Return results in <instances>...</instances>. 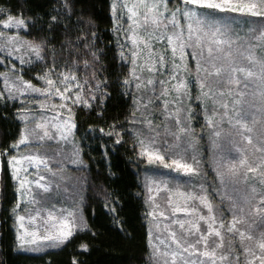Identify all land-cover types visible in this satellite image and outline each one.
I'll return each mask as SVG.
<instances>
[{
	"label": "snow or ice",
	"instance_id": "1",
	"mask_svg": "<svg viewBox=\"0 0 264 264\" xmlns=\"http://www.w3.org/2000/svg\"><path fill=\"white\" fill-rule=\"evenodd\" d=\"M61 3L63 12L56 9L55 14H48L50 27L60 23V16H68L73 8V0H58ZM126 10L129 22L125 38L131 41L129 49L130 56H126L121 45L120 56L122 60H129L131 68L128 75L123 80L124 94L132 96V112L130 121L141 123L143 128L134 129V148L138 147L139 156H146L149 162L158 161L165 163V155L159 147H155V137L159 135L153 120L149 116L153 114V108L159 110L166 122H174L175 131H172L167 123L164 131L179 141L182 134L191 132L188 125L181 123V112L185 113V119L191 118L190 107L185 108V101L191 96L189 76L195 73V84L198 87L197 99L205 105L203 108L206 125L213 129L212 136L220 137L223 131L222 124L225 118L229 125V133L238 136L240 140L251 146L254 152L260 153L255 157L254 162H250L247 152L241 148L244 154L238 161L228 160L224 167L226 171H221L217 166L216 175L223 182L227 173L236 177L243 173L242 179L247 182L249 173L255 181L250 185V196L245 197V202L254 199L257 204L249 209V212L259 214L264 222V135L258 138V143H253V128L259 122L264 125V22L249 27L245 37H241L233 29L235 21L227 16L220 17L215 12L205 10H218L221 13H242L251 17L264 18V0H178V5L169 8V0H113L111 9L114 21L120 19L117 16V9ZM82 23V22H81ZM28 27V22L22 12L12 13L10 8L0 7V52H6L7 56L16 55V59L21 65L30 62L32 59L42 61L49 54L47 45L50 41L28 40L19 35V31ZM14 32L5 31L12 30ZM121 29L118 27L116 31ZM94 33L84 32L83 29L77 34L73 50L79 55L77 63H82L87 69L91 64L98 63L100 56L97 54L96 45L93 43ZM69 44L73 42L68 41ZM162 44V48L156 47ZM27 46L28 57L21 53V49ZM82 50V52H81ZM189 57L193 60L194 66L190 67ZM90 58V59H89ZM0 60H7V57H0ZM55 67L53 60L52 67L47 68L45 73L39 76L44 81L46 87L40 88L30 80L15 71V64L11 65V70L15 73L19 85L10 84V77L7 73H0L4 77V90H0V99H17V94L40 93L45 99L49 96L58 95L61 101H71L72 104H83L90 107L89 100L96 99L94 92L99 90L101 97L107 95L103 87L104 81L96 76L93 71L92 78L96 81L95 88L89 93V98L82 95V86L76 75L70 70L59 72V81L51 78L52 68ZM60 84L62 87L57 86ZM75 84L76 93H69L70 88ZM163 98V99H161ZM211 101V106L207 102ZM158 101V102H157ZM41 109L46 105L42 100H37ZM223 109V111H218ZM57 105L53 103L52 108ZM59 107L67 110L69 115L72 109L68 104H61ZM28 109H24L21 120L25 121V128L9 146L5 148L0 156L7 157V165L10 175L17 182V191L21 196L32 195L30 185L33 183L39 189L47 192L53 182H45V174L51 177H59L63 180L65 164L60 159V150L56 149L51 155L38 151L45 148L41 143L37 151L19 155L21 147L28 148L31 140H63L66 139L65 131H70L75 127L73 120L63 119L54 115L51 121H35V128L29 130L26 126L28 120ZM137 112L140 117H137ZM219 117V119H217ZM171 118V121L169 120ZM123 127V126H122ZM36 129H40L37 132ZM55 129V132H50ZM104 131L103 128L100 129ZM109 136H115V143H119L121 136L114 126H110ZM215 142V141H214ZM235 144V140L230 141ZM167 148H179L178 143L166 145ZM67 159V157H65ZM55 160V165L51 161ZM79 151L74 150L71 163H77ZM2 163V162H0ZM199 161L195 155L192 162L188 163L183 159V151L173 154L170 163H165L166 167H176L185 173L196 175L200 169ZM35 165L34 171L39 179L29 180L28 167ZM155 187L148 186L150 193L148 200L152 211L150 216L156 215V209L160 206L156 203L153 193H158L161 187L167 189L166 183L157 184ZM59 187V183H56ZM201 188L203 186L201 185ZM168 196L166 203L173 205L171 213H186L185 219H174V223L179 226V233L168 224L164 225V230L168 233L167 238L161 239L159 236L153 240L151 229L148 233V245L151 249L149 253V264H241L240 256L244 258L243 264H264V230L259 235H253L250 230L237 227L238 223L246 220L244 208L231 205V220L226 223L221 217L213 214V204L204 194L183 193L178 194L184 197V202H175L171 199V190L167 189ZM188 200H198L207 209V213L199 211L198 208L189 206ZM35 196L25 203H35ZM59 216L53 210L47 211V221L43 232L36 228L30 230L25 226V215L20 214V202L17 201L12 209L15 220L18 221L16 240L18 247L30 251H41L46 247H59L68 243L75 231L81 227L76 222V216L70 210H58ZM40 216L37 210L35 215L29 214L27 219L35 221ZM160 217H165L164 210L159 211ZM204 222L205 227H201ZM253 224L255 221L252 222ZM156 227L159 228V222ZM252 224L249 225V228ZM23 231H20V230ZM225 232L228 234H238L239 246L235 244L225 248ZM81 249L87 250L88 244L81 243ZM73 264L78 262L73 258Z\"/></svg>",
	"mask_w": 264,
	"mask_h": 264
},
{
	"label": "trees",
	"instance_id": "2",
	"mask_svg": "<svg viewBox=\"0 0 264 264\" xmlns=\"http://www.w3.org/2000/svg\"><path fill=\"white\" fill-rule=\"evenodd\" d=\"M73 5L68 16L61 15L60 23L51 25L52 30H49L48 14H55L54 9L64 11L58 0H0V7L10 8L13 14L23 13L28 22L23 36L34 41H50L47 45L49 54L44 60L20 67L23 78L38 85L37 76L52 67L54 60L51 75L59 81V72H73L79 82H83L84 89L87 88V94L82 92L84 98H88L95 88L96 81L92 78L94 70L96 76L104 81L107 95L101 97L100 91L96 90V99L89 100L90 107L73 105L75 138L86 164L81 171L86 183L83 211L88 229L75 233L58 250L41 255L19 252L11 220L16 195L3 156L0 262L73 264L75 258L78 264H149L147 214L142 187L146 162L138 155V147L134 148L130 121L132 96L124 94L126 90L123 88V80L130 67L119 56L111 0H73ZM81 29L94 33L93 43L100 56L99 62L87 69L82 63H77L79 55L73 50L75 38ZM69 40L73 43L69 44ZM18 110V102L0 99L1 153L20 134L21 124L16 116ZM110 126L119 132V143H115L114 135L107 134ZM81 243H87L88 249H81Z\"/></svg>",
	"mask_w": 264,
	"mask_h": 264
},
{
	"label": "rangeland",
	"instance_id": "3",
	"mask_svg": "<svg viewBox=\"0 0 264 264\" xmlns=\"http://www.w3.org/2000/svg\"><path fill=\"white\" fill-rule=\"evenodd\" d=\"M113 0H111L112 5ZM120 0H117V3H119ZM129 3H131V0H128ZM178 5V0H169V8H172L174 6ZM207 12H215L220 17H229L235 21L233 24V29L236 33H238L241 37H245L248 28L255 27V24H252V21H256L257 23L264 22V18L262 17H251L247 14L242 13H221L218 10H205ZM117 16L120 17L118 21H114V31L115 36L118 40L119 45V56L121 52V45L123 46L124 53L126 56H130L129 49L131 48V41L127 40L125 38V32L128 30L129 22L127 20L126 10H120L117 9ZM111 15L113 17L112 9H111ZM120 28L121 30L119 32L116 31V28ZM0 30H4L0 28ZM26 29H21L19 31V35L24 38L28 39L25 36L22 35V32H24ZM14 32L15 30H5ZM30 40V39H28ZM2 43V41H0ZM156 47L162 48V44H157ZM22 54L25 55V59L28 60L29 57L27 55L28 49L27 46H25L23 49L20 50ZM0 57H7V60H0V73H7V75L10 77V84L15 83L19 85V81L16 80L15 73L11 70V65L15 64L16 69L15 71L18 72L21 75L20 67H27L29 65H32L33 63L37 62V60L32 59L30 62L25 63L23 65L20 64V62L16 59V55L13 54L12 56H7L6 52H0ZM121 58V56H120ZM190 67L194 66V61L191 60V57L188 58ZM122 60V59H121ZM125 64L129 65L131 68V63L129 60H122ZM63 72V71H62ZM45 72L42 73V75ZM41 76V75H39ZM38 78V85L37 87L43 88L46 87L44 84V81L42 79ZM59 77V75L57 76ZM56 77V78H57ZM51 78L56 80L52 75ZM26 80L25 78H23ZM78 80V79H77ZM190 85L189 90L191 93V96L188 100L185 101V108L190 107V115L191 118L186 120L185 113L181 112V123L186 124L190 127L191 132L187 135L182 134L179 141H175L174 137L171 135H168L164 131V126L167 123L168 127L175 131V124L174 122H166L164 121L162 113L153 108V114L152 116H149V119L153 120V125L156 127L157 132H159V135L155 137L156 144L155 147H159L161 149V152L165 155V163H170V160L173 156V154L177 151H183V159L191 163L192 157L195 155L196 159L199 161L198 167L200 169L199 173L196 175H193L191 173H185L183 170H178L176 167H166L165 163H160L158 161L149 162L146 156H141L146 162V169L144 173L142 174V187H143V194H144V201L146 204V219H147V228L148 233L149 229H151L153 234V240L155 241V238L159 236L161 239H165L168 236V233L164 230V225L168 224L172 229L176 230L179 233V226L176 225L173 221L174 219H185L188 214L186 213H171V208L173 205L166 203V197L168 196L167 189L171 190V199L175 202H184V197L180 196L178 193H194V194H204L207 196L208 200H210L213 204V214L216 215L218 218H223L226 223H228L231 220V205L235 203L237 207V212L239 213V208H244V214L246 215V220L242 223H238L237 227L245 230H250L253 235H259V232L261 230H264V222H262V219L259 214H256L254 212H249V209L253 208L257 201L252 199L245 202V197L250 196V185H253L255 181L251 178V175L249 173V179L247 182H245L242 179L243 173L241 172L240 176H230L227 173L225 174L223 178V182H221V179L216 175L217 166L220 167L221 171L225 170V163L228 160L231 161H238L241 156L244 154L242 151H240L241 148H243L247 154L250 162H254L255 157L260 155V153L254 152L251 146H248L246 142L240 140L238 136H234L229 133V125L227 123V118L224 119L222 124V133L220 137H213L212 131L213 129L208 127L206 125L205 116L203 108L205 105L202 103L201 100L197 99L198 95V87L196 86L194 80H195V73L192 72L189 76ZM57 81V80H56ZM79 81V80H78ZM82 86V89L85 94L86 89H84L83 82H79ZM34 84V83H33ZM57 86L62 87L59 83ZM87 87V85H86ZM0 90H4V77L0 76ZM76 86L73 84V86L70 88L69 93H66L65 95L74 94L76 93ZM75 91V92H74ZM89 98V96H88ZM163 99V98H161ZM37 100H42L46 107L41 109L36 103ZM7 101L12 102H18V108L17 111V118L21 124V131L25 128V121L21 120V115L24 114V109H28V120L26 123V126L29 130L35 128V121H40L43 119L44 121H51L54 115H57L65 120L71 119L73 120L75 124V112L73 109V105L71 101L65 100L61 101L60 97L58 95L56 96H49L45 99V97L40 93H24L22 96L17 94V99H9ZM158 102V101H157ZM53 103L57 105L55 109L52 108ZM61 104H68L72 109V114L69 115L66 109L59 107ZM207 106H211V101L209 100L207 102ZM218 111H223V109H219L217 106ZM137 117H140V113L137 112ZM219 119V117H217ZM171 121V118H169ZM144 125L141 123H132L131 122V132L133 135L134 129H140L143 128ZM37 132H40V129H36ZM55 129H50V132H55ZM253 136V143H258V138L261 135H264V125L261 123H257L254 128L253 132L251 133ZM66 139L63 140H46V141H39L36 140L35 137L32 138L30 146L28 148L21 147L19 155H26L33 153L37 151L38 145L43 143L45 145V148H39L38 151L40 153H44L47 149V153L51 155L56 149L60 150V159L63 160L65 164L64 168V179L60 180L59 177H51L50 174H45V182H53L52 188L45 192L42 189H39L37 185L34 183L30 185V189L32 192V195L25 194L24 196H21L20 192H18L17 189V182L12 179L13 182V188L16 195V203L17 201L20 202V214L25 215L26 219L24 221L25 226L29 227L30 230L32 228H36L40 231L41 234H44L43 228L47 221V211L53 210L57 216H59L58 210H70L75 213L76 216V222L81 225L79 229L75 231V233L84 231L88 229V222L85 217L83 207H84V191L86 188L85 183V175L83 174L81 170L86 166L84 161L82 160L81 155V149L79 142L75 138V127L71 128L70 131H65ZM134 140L136 139L133 135ZM235 140V144L230 143V141ZM215 141V142H214ZM174 143L179 144V148H167L166 145H172ZM74 150L79 151V160L77 163H71V159L73 158V152ZM139 152V148H138ZM1 153V152H0ZM3 156H0V196H1V185H2V166H3ZM67 157V159L65 158ZM6 161L7 157L5 156ZM53 165H55V160L51 161ZM8 166V165H7ZM35 165H32L31 167H28L29 180H35L39 179V177L36 175V172L34 171ZM9 174L10 169L8 167ZM11 176V175H10ZM153 182H156L157 184L166 183L167 189H164L161 187V190L158 193H153L156 203L160 206L158 209H156V215L150 216L149 212L152 211V207L150 206V201L148 200V197L150 193L148 192V186H153ZM56 183H59V187H56ZM201 185L203 188H201ZM32 196H35L36 202L35 203H25L27 200L32 199ZM1 198V197H0ZM1 203V201H0ZM15 203V204H16ZM187 204L192 207H196L199 209V211L203 213H207L206 207L204 205H201L198 200H188ZM15 206V205H14ZM13 206V207H14ZM13 209V208H12ZM40 212V216L36 218V220L30 221L27 219V216L29 214L35 215L36 211ZM164 210L166 213L165 217L159 216V211ZM11 220H12V228L14 230L15 234V240L17 235V228H18V221L15 220V217L13 215V212L11 210ZM255 221L253 224L252 222ZM159 222L160 227L157 228L156 224ZM252 224V227L249 228V225ZM201 227L204 228L205 224L204 222H201ZM20 231H23L22 229ZM74 233V234H75ZM225 248L227 249L230 245L235 244L238 248L239 246V237L238 234H228L225 232ZM149 239V238H148ZM62 246L59 247H46L43 248L41 251H30L25 249H21L18 247L17 240H16V248L21 253L26 254H34V255H41L44 253H47L49 251H54L60 249ZM149 246V245H148ZM150 249V248H149ZM151 251V249H150ZM244 258L241 255L240 256V262L243 264ZM1 264V262H0Z\"/></svg>",
	"mask_w": 264,
	"mask_h": 264
}]
</instances>
